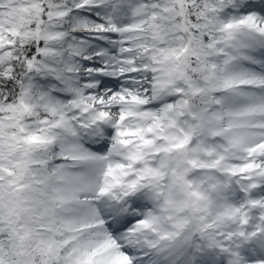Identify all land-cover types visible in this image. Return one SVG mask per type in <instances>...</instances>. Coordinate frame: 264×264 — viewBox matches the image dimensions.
Returning a JSON list of instances; mask_svg holds the SVG:
<instances>
[{"label":"snow or ice","instance_id":"snow-or-ice-1","mask_svg":"<svg viewBox=\"0 0 264 264\" xmlns=\"http://www.w3.org/2000/svg\"><path fill=\"white\" fill-rule=\"evenodd\" d=\"M0 264H264V0H0Z\"/></svg>","mask_w":264,"mask_h":264}]
</instances>
